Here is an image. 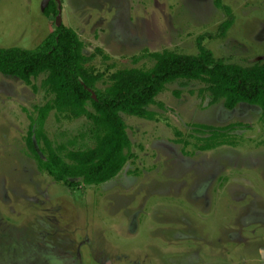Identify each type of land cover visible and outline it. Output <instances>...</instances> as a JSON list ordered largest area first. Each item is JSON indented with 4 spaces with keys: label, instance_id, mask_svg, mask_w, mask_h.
<instances>
[{
    "label": "rangeland",
    "instance_id": "obj_1",
    "mask_svg": "<svg viewBox=\"0 0 264 264\" xmlns=\"http://www.w3.org/2000/svg\"><path fill=\"white\" fill-rule=\"evenodd\" d=\"M0 0V48H34L58 22L74 29L104 75L149 68L162 49L264 62V0ZM228 14L232 23L220 33ZM44 74L27 84L0 73V264H264V120L261 109L210 103L199 81L166 84L149 117L121 113L134 157L100 185L68 187L39 169L26 145L52 97ZM35 85L36 88H33ZM101 86V83H97ZM233 142L208 150L195 124L225 126ZM91 123L50 111L54 144L93 143ZM179 130L188 141L174 142Z\"/></svg>",
    "mask_w": 264,
    "mask_h": 264
},
{
    "label": "trees",
    "instance_id": "obj_2",
    "mask_svg": "<svg viewBox=\"0 0 264 264\" xmlns=\"http://www.w3.org/2000/svg\"><path fill=\"white\" fill-rule=\"evenodd\" d=\"M43 13L53 15L54 20L59 15L51 0L44 6ZM228 15L218 26L220 33H225L232 23ZM203 37L196 39L197 54L162 49L149 53L154 60L151 67L120 68L106 78L89 68L93 54H86L77 32L61 22L34 48H0V73L27 84L44 74L41 87L52 95L36 107L37 115L31 119L26 136V145L39 169L68 187L100 185L113 179L134 157L121 113L149 117L147 106L154 103L166 84L178 79L199 81L210 103L222 100L226 109H233L238 103L256 105L264 120V62L241 65L215 58L202 44ZM52 110L89 120L92 145L67 148L54 144L44 131L45 119ZM195 125L209 134L197 137L193 146L197 150H208L233 144L227 131L239 123L218 127ZM174 135V142H183L182 152L188 155L185 150L188 141L179 130H175Z\"/></svg>",
    "mask_w": 264,
    "mask_h": 264
}]
</instances>
